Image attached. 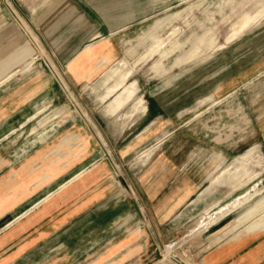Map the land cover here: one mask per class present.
Returning a JSON list of instances; mask_svg holds the SVG:
<instances>
[{
	"label": "rangeland",
	"instance_id": "obj_1",
	"mask_svg": "<svg viewBox=\"0 0 264 264\" xmlns=\"http://www.w3.org/2000/svg\"><path fill=\"white\" fill-rule=\"evenodd\" d=\"M21 2L28 12L19 6V16L16 13L17 0H0V49L8 48L11 42L19 46L26 40L25 44L28 46L30 43L33 47L34 55L20 67L19 73L0 85V90L11 86L20 93L28 92L36 87L28 83L35 77L39 78L40 74L48 78L52 85L48 93L33 99L31 113L26 119H13L15 127L0 135L3 189H11L12 182L16 184L17 181L22 188L26 183L24 177L30 173L52 180L74 170L82 145L87 142L85 135L75 132L79 126L77 121L83 120L91 127L88 112L98 110L103 105L96 101V95L90 94L91 86H71L64 67L57 63V51L62 40L59 35L62 32L63 38L77 33L76 38L82 42L89 40L94 32H106L102 38H110L118 44L117 59L103 71L124 61L125 71L133 69L134 72L115 93L105 96L107 90L103 91L102 96L107 97L106 105L112 96L123 94L126 86L132 82L135 87L132 96L143 97L147 109L148 98L156 95L168 100L167 105L172 110L198 109L200 105L201 108L211 107L206 117L197 124L205 129V144L209 146V151H196L191 163L192 166L195 161L204 159L201 164L206 181L168 226L161 230V235L155 231L157 243L145 249L144 241H147L145 236L151 230L150 222L140 213L136 214L133 208L123 209L116 203L114 208L111 204H104L96 210L93 214L94 227H89L91 218L88 217L77 225L73 224L65 234L59 231L56 235L67 240L81 238V244L65 249L50 246L46 252L52 257L57 253L75 255V260L70 264H205L204 256L212 247L229 238L247 234L246 228L263 214L233 230H230V223L240 211L241 203L250 198L252 204L264 196V71L258 76L249 77L237 90L230 85L241 75L245 77L256 65L264 66V15L234 39H227L232 26L241 17L255 16L264 8V0ZM65 15H70L67 22ZM77 15L81 19L72 22ZM159 19H162V24L152 30ZM151 31V36L140 42ZM35 34L41 37L44 45ZM202 35L206 36L204 47L201 46L197 52L198 45L193 42ZM155 46H158V52L145 61L146 52ZM128 48L133 51L125 57L124 51ZM196 52V56L190 58ZM163 54H166L165 57ZM179 56L188 61L173 66ZM123 57L126 60L121 59ZM202 61L211 65L202 69ZM154 63L157 65L153 67ZM209 73L211 78L198 79L202 74L207 76ZM214 73H217L215 77ZM220 79V84L214 87V82ZM167 83L171 84L167 87ZM233 90L230 97L221 100L224 93ZM3 93L0 92V96ZM53 112L54 118L51 117ZM189 115L192 116L186 112L182 114L178 123L185 122ZM67 135L74 136L62 140ZM98 136L100 156L111 162L115 176H118L122 167L114 161L106 143ZM124 136L128 138L131 135ZM219 145L221 149L223 145L226 146L225 156L218 154ZM43 153L48 154L44 160L41 159ZM144 155L138 153L132 157L127 168L145 165L148 160L142 157ZM60 163L65 166L58 165ZM190 167L184 166L182 171ZM78 177L80 175L74 176L36 206L48 201ZM121 193L118 191V199L122 198ZM29 212H24L18 219ZM228 228L230 232L221 235L215 243L201 244L229 231L226 230ZM122 239H126L124 244L112 245L114 241L120 242ZM34 263L39 262L36 260Z\"/></svg>",
	"mask_w": 264,
	"mask_h": 264
},
{
	"label": "crops",
	"instance_id": "obj_2",
	"mask_svg": "<svg viewBox=\"0 0 264 264\" xmlns=\"http://www.w3.org/2000/svg\"><path fill=\"white\" fill-rule=\"evenodd\" d=\"M17 2L18 11L16 13L20 16L19 6L23 10L25 7L21 0ZM25 10L28 12L27 8ZM259 13L249 16V19L238 28L234 26L238 23L236 22L232 26L227 41L234 39L244 29L255 24L260 16L264 15V8ZM69 16L65 15L66 22ZM79 19L81 17L77 15L72 22ZM161 24L162 19L157 20L152 30ZM94 33L86 42L79 41L76 38L77 33L64 38L63 32L60 33L59 38L62 40L59 43L56 59L57 63L64 67L71 86H91L90 94L96 93L94 94L96 101L99 105H103L98 110L88 112L91 127H88L83 120L77 121L79 126L75 128V132L85 135L87 142L82 145L81 154L73 166L74 170L66 173V176L60 175L50 180L49 177H36L34 173H30L24 177L25 186L21 188L17 184L18 181L16 184L12 182L11 189L2 188L0 177V264H35L36 260L38 264H70L75 260V255L57 253L52 257L46 252L48 251L46 248L57 246L65 249L70 245L81 244V238L67 240L60 237L59 239L56 235L60 233L59 231L65 234L73 224L77 225L88 217L91 218L88 222L91 224L89 227H94L93 214L104 204L107 206L111 204L112 208L116 203L123 209L133 208L136 214L140 213L142 218L149 221L151 230L148 236H145L147 241H144V248L151 246L157 243L155 231L161 235V230L168 226L173 217L206 181L207 176L203 173V164H201L204 159L195 161L192 166L191 163L196 151H209V146L205 144L207 136L205 129H201L197 124L200 119L206 117L211 107L201 108L202 105H200L198 109L193 107L186 111L172 110L170 105H167L168 100L156 95L148 98L149 107L147 109L143 97L132 96V91L135 89L132 82L126 86L123 94L112 96L106 105L107 97L102 96L103 91L107 90L105 96L115 93L134 71L133 69L125 71L126 62L124 61L114 64L122 65L124 68L118 80L114 83L105 82L94 92V86L103 79L110 68L107 69V67V70H104L105 73L103 69L117 59L119 52L118 44L110 38H102L106 32ZM151 33L152 31L141 38L140 42L150 37ZM35 35L43 44L41 37L38 34ZM204 37L206 36L202 35L193 42L198 45L197 52L204 45ZM25 41L19 46L11 42L8 48L0 49V85L19 73L24 64L33 57L34 49L27 42L29 48ZM132 51L131 48L126 49L125 57L129 56ZM197 52L190 58L196 56ZM121 59L126 60L124 57ZM187 61L179 56L173 66ZM135 64L136 61L133 67ZM156 65L157 63H154L153 67ZM208 65L211 64L202 61L200 68L204 69ZM102 71L104 74H101ZM262 71H264V66L256 65L246 73L247 75L245 74L246 78L241 75L234 79L230 86L237 90V87L249 77L258 76ZM210 75L211 73L207 76L202 74L198 79L207 80L211 78ZM216 75L217 73H214V77ZM39 76L28 83L32 87L36 86L28 92L20 93L11 86L0 90L4 92L0 96V135L8 133L11 128L15 127L13 119H26L30 115L35 97L50 91L52 82L41 74ZM99 76L101 78L97 80ZM95 81V84L88 85ZM220 81L221 79L215 81L214 87H217ZM170 84L167 83V87ZM234 91L224 93L221 100L230 97ZM185 112L192 116L189 115L185 122L178 123L180 116ZM53 114L54 112L51 115L52 118L55 117ZM3 124L6 125L3 126ZM98 135L106 143L114 161L122 167L118 176H115L111 162L100 156L101 147ZM124 135L131 136L125 138ZM70 136L74 135H67L62 140ZM138 153H145L142 157H147L146 161H148L143 162L146 164L132 169L127 168L132 157ZM218 154L226 155L225 145L222 149L220 145L218 146ZM47 155L43 153L41 159L44 160V156ZM2 160L3 158H0V162ZM58 165L65 166L64 163ZM184 166L191 167L182 171ZM76 175L80 177L48 201L36 206L44 197L57 192L60 186ZM118 191L122 192L121 199H118ZM26 211L30 212L18 219ZM112 211L114 212V209ZM125 241L126 239L120 242L114 241L112 245H122ZM36 250L39 252L36 253ZM204 263L264 264V230L242 234L234 239L229 238L221 242L206 252Z\"/></svg>",
	"mask_w": 264,
	"mask_h": 264
},
{
	"label": "bare ground",
	"instance_id": "obj_3",
	"mask_svg": "<svg viewBox=\"0 0 264 264\" xmlns=\"http://www.w3.org/2000/svg\"><path fill=\"white\" fill-rule=\"evenodd\" d=\"M249 19V15H246V16H243L240 18V20L238 21V23H236L234 26L236 28H238L243 22L247 21ZM168 41V40H167ZM158 43V42H157ZM159 44V43H158ZM157 47L158 46H155V47H151L149 49V51L145 54L144 56V60H147L149 59L150 57L154 56L157 51ZM166 54H163L162 56L165 57ZM142 58V57H141ZM140 58V59H141ZM136 65V64H135ZM123 66L122 65H117L116 67L114 68H111L109 69L105 76L103 77L102 80H100L95 86H94V92H96V89L100 88L101 85L105 82H108V83H114L118 80V77L121 73V71L123 70ZM93 92V91H92ZM91 93V92H90ZM93 94H96V93H93ZM69 138V137H66V139ZM66 141V140H65ZM254 194V193H252ZM255 195V194H254ZM256 196V195H255ZM254 196V197H255ZM247 198V197H246ZM245 198V199H246ZM256 201V200H255ZM237 202V201H236ZM251 199L249 198L248 200L244 201L243 203H241L239 206H240V211H238L237 215L235 216V219L233 221V223H230L231 224V229L230 230H233L234 228L238 227L239 225H241L242 223L244 222H249L253 219H255V217L263 214V216H261L259 219L255 220V221H252V223L246 228V232L247 234H250V233H256V232H259V231H263L264 230V196H262L260 199H258L256 202L252 203L251 204ZM239 203V202H238ZM233 205V204H232ZM232 205H231V208H232ZM234 206V205H233ZM224 210V209H223ZM228 216V215H227ZM225 218V217H224ZM222 219V218H221ZM220 221V220H219ZM217 224V223H215ZM226 230H229L226 229ZM224 232L223 234H220L218 235L217 237L214 236V238L208 240V241H204L202 242L201 244L202 245H206L209 243L212 244V243H215L217 241V239L221 236V235H227L229 232ZM221 233V232H220ZM240 233V232H239ZM223 239V238H222ZM231 240V239H230ZM199 247V246H198Z\"/></svg>",
	"mask_w": 264,
	"mask_h": 264
}]
</instances>
